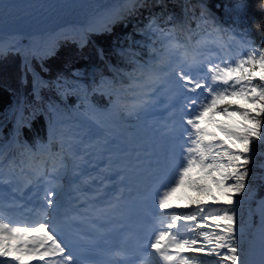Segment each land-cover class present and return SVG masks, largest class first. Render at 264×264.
I'll return each instance as SVG.
<instances>
[{
  "label": "snow or ice",
  "instance_id": "1",
  "mask_svg": "<svg viewBox=\"0 0 264 264\" xmlns=\"http://www.w3.org/2000/svg\"><path fill=\"white\" fill-rule=\"evenodd\" d=\"M161 4L162 0L155 4L125 0L101 26L90 25L86 31H109L117 20ZM247 6L246 0H233L226 11L233 12L235 18L228 26L203 4L185 6L184 20L171 26L168 23L174 20L173 15L169 14L162 26L158 21L163 13L150 14L143 28H135L152 39L149 59L141 62L131 48L118 49V55L133 65L132 70L110 66L112 78L101 75L91 89L114 97L107 111L113 120H140L159 109L166 113L161 129L170 150L162 162L144 170L147 184L144 195L138 193L149 229L142 247L151 249L143 252L140 264H249L242 255L245 228L238 215L243 201L238 197L250 195L253 144H264V40L257 44L250 30L240 26L245 23ZM7 7L0 0V11ZM258 7L264 12V0H259ZM157 42L159 48L154 46ZM19 50L0 42V58ZM25 71L33 74L38 98L39 90L47 87H54L62 98L77 95L91 113V124L83 128L50 122L48 141L30 146L19 139V129L39 109L33 108L26 116L18 104L16 134L12 140L0 142V186L21 196L31 189L37 202L13 219L8 209L26 205L15 198L6 202L0 196V264H132L123 247L109 249L106 261L87 260L84 253L95 241H85L81 235L85 242L78 243L68 235L72 224L61 214L60 200L54 199L63 178L69 173L79 177L73 182L80 197L85 203L95 202L91 214L94 226L108 221L122 200L125 176L121 173L125 169L114 161L108 148L112 134L105 131V121L87 103L88 89L62 77L51 84L44 81L27 58ZM48 110L57 112L58 107L50 104ZM93 160L97 163L92 166L104 176L89 194L81 184L95 179L85 171V165ZM113 174L121 186L108 198L105 189L109 183H117ZM180 189L186 191L175 197ZM102 228L100 223L97 231ZM259 232V264H264V218Z\"/></svg>",
  "mask_w": 264,
  "mask_h": 264
},
{
  "label": "trees",
  "instance_id": "2",
  "mask_svg": "<svg viewBox=\"0 0 264 264\" xmlns=\"http://www.w3.org/2000/svg\"><path fill=\"white\" fill-rule=\"evenodd\" d=\"M169 8L157 11V6L146 8L141 17H130L127 23H119L113 27L111 32L102 34H90L87 38V44L81 49L68 41H60L59 49L55 55L46 58L38 63L32 59L37 67L39 74L51 84L58 77L66 78L69 81H78L88 89L87 103L98 110L97 116L100 119L111 118L107 111L111 108L114 97H109L101 92H92L91 89L95 83H99L101 75L92 73V66H104L109 63L113 67H119L127 71L132 70V66L124 64L117 53L118 48H131L138 53L137 59L144 62L149 59V45L152 39L149 35H141L135 31L136 27L143 28L150 14L163 15L159 18V23L164 26L168 11L173 10L176 1L168 0ZM198 1V0H197ZM211 9L225 26L231 24L235 14L226 11L233 4V0H201ZM155 4V1H151ZM247 9L244 14L245 23L241 27H247L251 36L259 44L264 40V12L259 10V0H246ZM163 8V5H160ZM168 24H172L169 22ZM160 47L157 42L154 45ZM98 49L103 53L99 56ZM20 54L9 52L6 57L0 58V142L9 141L14 129L15 120L18 116L17 106L22 105L25 115L33 108L39 109L34 118H31L23 127L19 129V136L22 142L32 144L30 136H42L49 133L50 122L56 124L72 125L78 124L83 128L90 126L91 122L88 116L91 114L89 109L81 103L77 95H69L66 98L59 96L54 87L41 88L38 97L33 92L32 77L25 71V81L22 79ZM75 74V75H74ZM104 77L112 78L110 72H103ZM56 105L57 112H50L48 106ZM94 127V126H93ZM253 163L249 165V187L250 195L238 197L243 203L238 209L239 219L245 228L244 238L247 232L255 224V216L252 215V207L257 205V200L264 197V144L254 142ZM246 198L252 199L247 200ZM243 248V243L241 242Z\"/></svg>",
  "mask_w": 264,
  "mask_h": 264
},
{
  "label": "bare ground",
  "instance_id": "3",
  "mask_svg": "<svg viewBox=\"0 0 264 264\" xmlns=\"http://www.w3.org/2000/svg\"><path fill=\"white\" fill-rule=\"evenodd\" d=\"M116 1L117 0H76V2H74L65 13L61 14L54 23L48 26L35 28L34 30H29L27 32L20 30L11 32L5 36L0 35V42L4 44L14 43L29 53L38 52V54L41 55L43 53L49 52V50H53V47L55 45L52 44L53 41L51 39L52 36H58L56 33L57 31H65V29L67 30L68 28L73 27L75 31L80 33V35H76L78 36L77 38H79L78 46L81 47V42L83 40H81L80 37L84 39V30H86L90 25H95L97 27L101 26L105 22V18L110 13L118 11L120 9L122 5H120L118 9L115 7V9L113 8ZM62 25L65 26L63 27ZM47 55L49 56V54ZM165 115H163L161 118L159 117L158 120L154 121L153 128H150L155 135V144H153L154 149H152L151 155L148 157H140V155L137 154L138 160L135 161L132 166L122 167L125 169V171H123L121 174L125 176V179L122 182V186L125 188V193L123 194L126 198L135 195L134 193L138 194L145 191L144 188L146 187L145 182H147V173L144 170L154 168L157 161L162 162L170 150V145L162 136L161 123ZM15 134L16 133L12 134L10 140L13 139ZM33 137H36V135ZM103 161L104 163H107L106 159H103ZM137 162H139V170H137V168H134L137 166ZM94 163H97V161H92L91 164L85 165L86 173L90 174L92 177H95L92 182H89L88 185H85V187L88 188L89 191L92 190L94 186L98 184L101 179H103L104 176V174L100 173L99 168H95L92 166V164ZM111 178L113 180H116L117 183L116 185L109 183L108 186L119 189L121 184L118 178L114 174ZM74 179L76 181H79L78 179L80 178L67 177L66 179L61 181V185H63L64 188L57 197L59 200L68 198V194L71 192L70 185L76 184L73 182ZM0 189H2V191H0V196H2V199L4 201L7 197L10 198V201L14 198V194L11 188L3 187ZM28 191L29 192H26L24 194V197H26L28 203L32 204L33 206L37 202V198L32 194V191L30 189ZM257 216L258 220L255 228L252 231V238L247 241L248 246L245 256L248 259L249 264H259L261 259L259 228L262 222V218H264V200L259 203V207L257 208Z\"/></svg>",
  "mask_w": 264,
  "mask_h": 264
},
{
  "label": "rangeland",
  "instance_id": "4",
  "mask_svg": "<svg viewBox=\"0 0 264 264\" xmlns=\"http://www.w3.org/2000/svg\"><path fill=\"white\" fill-rule=\"evenodd\" d=\"M123 1L125 0H117L114 3L113 8H119L120 5H122ZM114 8V9H115ZM113 24V23H112ZM63 27L65 25H62ZM68 26V25H67ZM111 28V25H110ZM61 29V28H59ZM60 31V30H59ZM61 30L60 32H56L58 37L67 34V33H74V34H79V32L75 31L73 27L68 28L67 30L65 29ZM68 31V32H67ZM27 32V31H24ZM84 34L83 37L84 39L88 38V36L93 32L92 31H86L84 30ZM1 36H5V35H1ZM58 39V38H57ZM83 39V40H84ZM53 42L56 41V37L52 36L51 39ZM51 41V42H52ZM8 46L11 45H16L14 43H8L5 44ZM17 48H19V51H11L17 54H20L21 57L23 58L21 62H23V60H25L26 58L29 60L31 57L33 58H37V54L38 52H34L36 53V55H33V52L29 53L26 50H23L20 46L16 45ZM80 49V48H78ZM25 63V62H24ZM21 69H22V64H21ZM25 75H23L22 73V77H24ZM33 82V77L32 80ZM34 92V90H33ZM166 113L164 112L163 109H159L156 110L154 113L152 114H147L145 117H142L140 120H136L135 118H126L123 122L121 121H117V120H113L112 118H104L103 120L105 121L106 124V132H111V136L108 137V139L110 140V143L108 145L109 150L114 153V161L120 166V167H124V166H132L133 163L135 161L138 160L137 154L140 155V157H148L151 155L152 149H154V145L155 144V135L152 132V130L150 128H153V123L154 121L158 120V118L162 117L163 115H165ZM157 128V127H155ZM102 160L104 159L103 157L101 158ZM96 161V160H93ZM140 167V166H139ZM134 168H137L134 167ZM67 177L63 178L62 180L66 179ZM61 180V181H62ZM6 186H0V188H3ZM64 186L62 185L59 194L61 193V191L63 190ZM186 190L185 189H180L178 190V192L175 194V197H179L181 196ZM17 194V193H15ZM174 197V199H175ZM56 198V197H55ZM247 200H252L249 198H246ZM179 202V201H177ZM258 204L254 205L252 207V215L255 216V224L253 226V228L249 229L248 233L249 235L246 236V238H244L242 240L243 243V252L242 255L245 256L246 251H247V246H248V242L252 236V231L255 228L256 224H257V220H258V216H257V208H258Z\"/></svg>",
  "mask_w": 264,
  "mask_h": 264
},
{
  "label": "water",
  "instance_id": "5",
  "mask_svg": "<svg viewBox=\"0 0 264 264\" xmlns=\"http://www.w3.org/2000/svg\"><path fill=\"white\" fill-rule=\"evenodd\" d=\"M52 53V52H51Z\"/></svg>",
  "mask_w": 264,
  "mask_h": 264
}]
</instances>
